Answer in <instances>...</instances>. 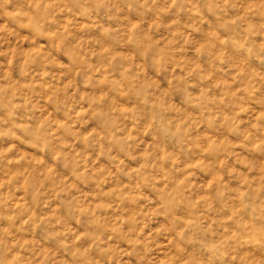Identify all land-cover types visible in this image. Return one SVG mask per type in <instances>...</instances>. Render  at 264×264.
Listing matches in <instances>:
<instances>
[{
    "label": "clouds",
    "instance_id": "clouds-1",
    "mask_svg": "<svg viewBox=\"0 0 264 264\" xmlns=\"http://www.w3.org/2000/svg\"><path fill=\"white\" fill-rule=\"evenodd\" d=\"M0 264H264V0H0Z\"/></svg>",
    "mask_w": 264,
    "mask_h": 264
}]
</instances>
